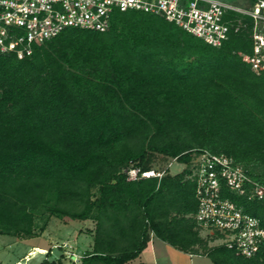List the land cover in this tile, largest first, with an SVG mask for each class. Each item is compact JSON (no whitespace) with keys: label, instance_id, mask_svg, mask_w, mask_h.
Listing matches in <instances>:
<instances>
[{"label":"trees","instance_id":"trees-1","mask_svg":"<svg viewBox=\"0 0 264 264\" xmlns=\"http://www.w3.org/2000/svg\"><path fill=\"white\" fill-rule=\"evenodd\" d=\"M230 20L246 23L214 47L163 15L114 9L103 32L66 27L30 55L0 54V235L38 236L55 215L94 222L81 264H129L151 233L213 264H264V242L244 257L200 235L187 168L124 171L207 150L264 187V72L249 63L251 21ZM227 194L264 226V196Z\"/></svg>","mask_w":264,"mask_h":264},{"label":"built area","instance_id":"built-area-1","mask_svg":"<svg viewBox=\"0 0 264 264\" xmlns=\"http://www.w3.org/2000/svg\"><path fill=\"white\" fill-rule=\"evenodd\" d=\"M114 9L163 15L214 47L227 39L231 26L238 29L245 25L246 21H229L230 14H240L251 21V69L257 74L264 72V0L249 1L246 7L222 0H0V54L15 53L18 58L30 55L34 44L43 43L66 27L103 32ZM181 164L188 169L186 178L194 183L197 209L192 216L199 231L214 237L217 244L237 249L244 257L254 255L264 242V226L227 193L262 198L264 187L224 153L204 150ZM124 171L130 181L160 178L165 173V169L141 171L133 165ZM67 253L72 263L81 264L83 254Z\"/></svg>","mask_w":264,"mask_h":264},{"label":"rangeland","instance_id":"rangeland-1","mask_svg":"<svg viewBox=\"0 0 264 264\" xmlns=\"http://www.w3.org/2000/svg\"><path fill=\"white\" fill-rule=\"evenodd\" d=\"M224 2L238 5L241 7L248 6L249 0H222ZM170 164V165H169ZM183 164L173 161L171 158L162 159L156 155L151 169L160 172L163 169H169L171 173H177L183 168ZM36 223L41 225L42 220L36 219ZM94 222L91 219H70L68 217L49 216V222L46 229L38 236L29 238H17L15 236L0 235V264H40L46 257L48 261L56 264L60 259L61 264H74L68 257V251H74L77 254H84L89 251L93 241L92 232ZM200 235L208 239L209 245L217 244L214 238L206 236L203 232ZM63 243L67 244L62 247ZM47 251L51 255L47 256ZM165 264H212L209 258L195 255L188 257L187 254L169 246ZM152 248L148 245L133 263L145 261L152 264ZM160 263V262H159Z\"/></svg>","mask_w":264,"mask_h":264},{"label":"crops","instance_id":"crops-1","mask_svg":"<svg viewBox=\"0 0 264 264\" xmlns=\"http://www.w3.org/2000/svg\"><path fill=\"white\" fill-rule=\"evenodd\" d=\"M172 174H174V173H172ZM92 244H93V241H92ZM92 244H91V248H92ZM148 245H150V247L152 248V258H153V260H152V264H165V261H166V259H167V253H168V251H167V249H168V247L169 246H171V245H169L168 243H166V242H164V241H162V240H160L159 238H157L156 236H154L152 233L150 234V240H149V242H148V244H147V246ZM146 246V247H147ZM172 247V246H171ZM90 248V249H91ZM174 248V247H173ZM178 250V249H177ZM143 251V250H142ZM180 251V250H179ZM181 252H183V251H181ZM142 253V252H141ZM140 253V254H141ZM163 253H164V258L166 257V259L163 261ZM183 253H185V254H187V256L188 257H194L195 255H197V254H190V253H186V252H183ZM139 254V255H140ZM139 255L136 257V258H138L139 257ZM198 256H202V257H207V256H205V255H198ZM135 258V259H136ZM208 258V257H207ZM135 259H133V260H131L130 262H129V264H140V263H144V264H151V263H149V262H145V261H139L138 263H133V261L135 260ZM160 262V263H159ZM212 262V261H211ZM194 264H196L195 263V261H194ZM197 264H199L198 262H197ZM201 264V263H200ZM202 264H204V263H202ZM213 264V263H212Z\"/></svg>","mask_w":264,"mask_h":264}]
</instances>
